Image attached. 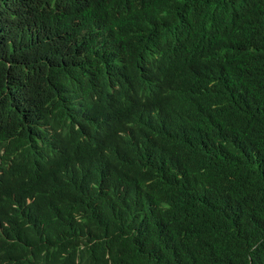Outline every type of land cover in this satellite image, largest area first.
I'll return each mask as SVG.
<instances>
[{"label":"trees","instance_id":"obj_1","mask_svg":"<svg viewBox=\"0 0 264 264\" xmlns=\"http://www.w3.org/2000/svg\"><path fill=\"white\" fill-rule=\"evenodd\" d=\"M0 50V264H264V0H0Z\"/></svg>","mask_w":264,"mask_h":264},{"label":"clouds","instance_id":"obj_2","mask_svg":"<svg viewBox=\"0 0 264 264\" xmlns=\"http://www.w3.org/2000/svg\"><path fill=\"white\" fill-rule=\"evenodd\" d=\"M30 60V56L23 60L17 54L10 58L7 52L0 50V78L3 66H8L16 76H19V79L11 81L5 88L7 98L12 104L23 103L24 100L38 91L37 79L31 77ZM59 74L64 76L66 70L61 71Z\"/></svg>","mask_w":264,"mask_h":264}]
</instances>
